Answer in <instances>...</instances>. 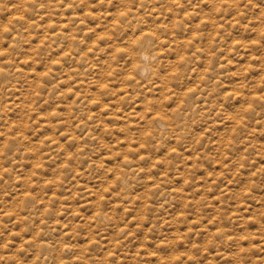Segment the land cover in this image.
I'll use <instances>...</instances> for the list:
<instances>
[{
    "label": "rangeland",
    "instance_id": "374dc122",
    "mask_svg": "<svg viewBox=\"0 0 264 264\" xmlns=\"http://www.w3.org/2000/svg\"><path fill=\"white\" fill-rule=\"evenodd\" d=\"M116 2L112 0L98 8L92 5L91 11L88 8L73 11L66 0H47V7L43 0H0V72H7L9 68L14 70L10 75H0V97L3 100V110L0 111V155L16 138H22L24 145L23 151L17 153L15 159L4 164V169L14 173L12 179L9 180L8 172L0 169V184L6 185L4 190H0V221L8 222L10 219V226H13L11 234L5 231L4 237L0 238L8 244V248L4 249L6 258L13 264H169V261L180 264L181 258L185 264H245L242 257L252 250L257 253L254 264H261L264 262V235L261 234L262 225L257 222L255 213L264 211V122L259 119L249 121L248 113L255 107L256 101L264 103V62L260 54L254 51L259 48L264 53V28H259V22L251 17L242 24L236 23L235 17L221 13L218 8L216 18L212 20L216 23V32L210 40L207 37L210 47L215 49L219 43V50L214 53L220 63L225 64L230 60L227 70L234 77L231 83L224 79V70L217 67L223 78V88L229 83L231 90H234L232 84L239 87V76L235 75L237 62L250 69L246 75L255 84L250 96L247 90L243 94L236 92L231 104L220 100L223 97H214L217 106L224 111L231 109L235 116L241 118L245 129L241 141L233 146L229 127H233L234 132L238 127L232 123L222 126L223 120L220 118L215 129L208 130L206 126L212 123V117L207 116L209 118L205 117L204 120L206 122L208 119L207 124L201 121L194 129L196 134L191 144L192 151L188 149L183 153L187 147L184 139L165 144L159 151L148 154L145 146L130 142L122 131L127 125L134 134L136 126L142 125L139 123L140 115L134 113L130 118L128 116V112L134 111L130 108L129 98L119 103L117 96L108 95L107 87L102 90L92 88L90 105L81 107L71 93L72 85H62L58 87L59 93L68 91L69 96H61L55 110L54 99L48 108L44 106V94L50 90H44V81L36 79L37 74L44 73L43 58L54 59L66 50L63 59L67 56L71 60L68 44L79 39L87 27L98 32L111 27L107 28L110 39L107 36L98 39L94 49V55L98 58L96 61L103 62V54L98 52L110 47L119 33L130 35V32L137 31L134 28L137 24L131 17L138 15L136 18L143 21L138 25L145 26L143 12L146 9L134 3L118 17L112 15L111 19L107 14L118 8ZM54 5L59 7L58 11L51 10ZM202 6L205 9L203 15L208 16L209 5L205 2ZM15 8L16 15L13 16ZM262 9L264 0H254V12H261ZM23 11L28 13L22 16ZM84 11L100 18H89L80 26L74 21L68 22L77 14L82 17ZM106 15L108 20L104 24ZM124 15L129 16V22L133 25L131 28L121 26L120 19ZM10 17L25 19L7 25L6 19ZM46 18L48 23L44 25ZM97 23L100 24L99 29L95 28ZM226 23L231 25L228 32L225 31ZM203 24V33L209 36L212 30H208L205 22ZM54 33H73L77 39L73 42L55 41ZM124 46L127 48V44L124 43ZM50 47L52 49L49 50ZM199 47L204 51L205 43ZM234 49L240 52L235 59ZM117 60L122 64V58L118 57ZM64 66L67 68L68 63ZM91 87H94L93 84ZM39 108L48 112L53 109L49 120L52 125L57 124L55 129L47 128L48 122L39 115ZM61 118H65L63 125L59 124L63 123ZM25 121L28 131L22 125ZM79 123L82 126H77ZM197 130L200 132L197 133ZM26 136L29 143H24ZM85 136L92 139L87 141ZM49 144L60 153L59 158L51 154L55 163L49 159ZM170 148L175 150L173 154L169 152ZM37 150L42 155H39V161L30 172L33 164L27 153H37ZM77 153L81 154L85 163L77 167L64 186L60 187L64 174L63 171L57 174V169L75 163L73 157ZM173 157L179 158L175 167ZM238 159L243 161L239 166L236 163ZM126 162L137 164L141 171L129 176ZM93 168L95 172H92ZM181 170L184 178L177 180V173ZM148 172H151L150 178L146 176ZM114 177L116 182L112 185L109 182ZM119 178H126L129 182L127 194L130 195L121 194ZM155 179H158L157 184L151 185ZM73 186L74 190H71ZM26 187L31 191H26ZM40 187L46 189L43 198L38 201L40 211L37 215V210L31 209L32 219L29 220L25 202ZM54 201L56 204H53ZM86 202L92 205L82 207ZM154 202L162 203L163 207ZM202 203L203 207L200 206ZM56 207L60 210L49 216L50 210ZM101 211L111 217L106 227L98 226L94 219ZM68 213L74 217L71 224L65 222ZM237 216H242L247 231L235 219ZM153 224L160 225L159 231H152ZM222 228L229 243L239 235L238 248L214 246ZM165 237H174L175 240L166 241ZM63 245H68L69 251L63 253Z\"/></svg>",
    "mask_w": 264,
    "mask_h": 264
},
{
    "label": "bare ground",
    "instance_id": "6f19581e",
    "mask_svg": "<svg viewBox=\"0 0 264 264\" xmlns=\"http://www.w3.org/2000/svg\"><path fill=\"white\" fill-rule=\"evenodd\" d=\"M116 1L117 2L115 4L118 5V8L115 9L114 12L107 14L108 16H111V19H112V15L114 17H118V14H120L121 12L125 11L126 8L131 7L133 5L127 3L121 5L120 0H116ZM148 7L151 9V12L147 16H144V18L146 19L145 26L140 27L138 24L135 25L134 28L137 31L136 32L134 31L133 33L130 32V35L119 33L117 37H115V39L113 40L110 47H105L103 48L102 51L98 52V54H103L104 57L103 62L96 61L98 60V58L96 57L97 55H94V49L96 47V41L98 39L105 38L106 36L108 39H110L111 35L110 33L108 34L107 31V28H111L110 26L108 27L106 26L107 28L101 29L99 32L96 29H91L87 27L86 31L80 35L79 39H77V35H74L73 33H69L67 35L54 33L53 38L55 41L58 39L65 40L66 42H73L75 39L77 40H75L73 43L68 44L67 47L68 54L72 55L70 61L68 60L67 56L65 59H63L66 50H63L61 52V55H59L58 57L54 59L52 58L53 60L52 59L47 60L46 59L47 57L43 58L42 67L44 73L37 74L36 79L40 81L41 80L44 81V90H50L44 94L43 97L44 106L48 108L52 99H54L55 100L54 102L56 103L57 101L59 102L61 100V96L64 98L69 96L68 91H60L59 93L58 87L62 85H72L73 91L71 93L75 98V102L77 103V105H80L81 107L90 105L89 103L91 99L90 90L92 88H97V90H102L107 87L106 91L108 95L111 97L117 96L116 99L117 102L123 103L127 98H129L128 101L131 100L130 108H132V110H134L135 112L134 111L128 112L129 118L131 115L136 113L140 115L139 118L141 119V122L139 123L142 125H144L146 121L148 122V124H151L153 120H157L161 118L165 122H167L170 128H172L175 133L173 136H171L170 143L185 139V143L187 144L186 145L187 147H185L186 150L183 151L184 154L188 152V149L191 150V144L193 143L196 134V133L194 134L195 127L199 126L201 121L204 122L206 118L212 117V119H210L212 123L208 125L211 126L210 127L206 126L207 129L209 128L211 130L215 129L217 119L219 118L223 120L222 126L232 123L233 125H236L238 128L242 126L244 127V123L242 122L241 118L235 116L232 113L231 109H227L226 111H224L222 107L217 106L218 104L217 100L214 98L215 93L213 91V87L216 83H220L221 79L223 78L219 75L215 80L211 79L212 76L216 75L215 73L211 72V68L216 65V58L218 56L217 54L214 53V50H212L214 49L213 46L212 47L209 46L208 44L209 42H207L208 40L207 37L210 40L211 36L216 32V28L214 29V27H216V23L210 20L209 17L206 15L203 14L197 15L196 13L190 15L189 13L185 12L183 14L185 24L183 26V30H181L180 28L173 27L174 25L179 23L180 21L179 15L173 12L171 8H163V5L160 3V0H153V2L149 4ZM58 8H59L58 6L54 5L51 10L57 9L58 11ZM15 12H16V8L15 11L12 13L13 16L16 15ZM24 13H28V12L23 11L22 16L24 15ZM43 14L45 17L46 14L44 12ZM107 15L104 16V20H103L104 24L108 20ZM80 16L81 15L77 14V16L73 17L72 19H68V22L74 21L77 26H80L81 23L85 22L87 19L91 18V20H93L94 19L93 17H97L98 15L89 11H84L83 16L82 17ZM137 16L138 15H136L135 17ZM11 17L6 19L7 25H12L15 23V21L20 19L18 17H16L18 19H11ZM196 21H198V23H195ZM203 22L206 23L205 26L208 25V30L213 31L209 33V36L208 33H206V36L204 38H202L201 36V33L204 30L201 28L204 27ZM47 23H48V18L45 19L44 25H46ZM95 28L99 29L100 24L97 23L95 25ZM161 30L168 33V35L164 37H160ZM147 35L153 36L154 39L156 37H160L158 44L155 45L156 56L158 59L155 62L154 66L152 64L145 65V71L143 76L134 75L135 73H137V69L140 67V61L137 59V53L132 51V47L138 41H140L144 36ZM75 43H81V45L75 46L73 45ZM124 43L127 44V48L124 46ZM204 43H205V50L203 51L199 47V45ZM181 47L183 49L182 51L180 50ZM48 49L50 50L52 49V47ZM144 50L146 52L150 51V46H145ZM191 54H195L197 56V59L195 66L192 67V70L187 76V78H182L179 81L174 79L172 80L168 79V77H172L176 75V69L173 67L171 71H169L168 70L169 66L173 65L176 62L182 63L184 58ZM118 57L122 58V64L118 62L119 61L117 60ZM228 61L229 62L225 64L230 66V60ZM66 63H68L67 68L66 66H64ZM59 67H63V68L59 69ZM215 67H218V65H216ZM218 72L220 73L219 70ZM232 79L234 80L233 75H231L230 78L226 79V81L228 82L230 81L231 83ZM109 81H111V83L107 86V83ZM230 83L227 84V87L224 86L223 88L225 89L224 92L225 95L232 94L233 90H231ZM92 84L94 87H91ZM232 88H234L233 84H232ZM37 89L39 90L38 87ZM134 92L137 94H135ZM122 94L125 95L124 98L119 97ZM192 96L195 97V102L189 99L188 103L191 105V108L188 112L182 113L183 120L177 123L176 120L178 118L176 117V114L178 112H181V110L185 108L186 98ZM220 100L224 101L223 98H220ZM27 101H29L28 98ZM154 102L163 104V107L160 111L154 112L149 107V105H152ZM57 106L58 105L56 103L55 107L53 108L57 110L58 108ZM42 108H39L40 110L39 115L44 119V121L48 122L47 128L49 130L55 129V126L57 124L52 125V122L49 120L50 116L54 113L53 109L51 110V112H48L46 110L42 111ZM139 110H142V112H139ZM63 119L61 118L63 123H59L60 125L64 124L65 118ZM206 122L204 123L207 124ZM22 125H24L23 126L24 129L27 130V121H25L24 124ZM137 125L139 126V124ZM77 126H82V123H79ZM136 128H140V127L136 126ZM226 129L227 128H225V130ZM229 129H231V131H230V136L229 135L228 136L233 138V135L235 134L236 131L234 132L233 127L232 128L229 127ZM200 130L202 131V129ZM200 130L199 131L197 130V133L200 132ZM222 130H224L223 127ZM209 133L210 132L208 131V134ZM88 137L89 136H85L84 137L85 140L88 141ZM27 138L28 137L26 136L23 139L25 140L24 143H29L27 142L28 141ZM220 140L221 139H219V141ZM245 141L247 140L245 139ZM140 145L141 144H139V146ZM245 145L246 144H244V146ZM146 151L148 154L151 153L148 149H146ZM169 152H172L171 154H173L175 150H173V148H170ZM23 154L24 153H22V155ZM27 155L31 157V162L33 165H31L30 172H32V168L35 166V163L39 161V154L34 152H28ZM197 155H201V154L197 153ZM131 165L132 167L130 169L128 168L129 176L136 175L141 171V168H138L137 164H131ZM177 174H178V176L176 177L177 180H179L180 178H184L183 170H181V172H178ZM150 175L151 172L146 173V176H148L149 178L151 177ZM121 179L122 178H119L118 181H121ZM157 180L156 179L153 180L151 185H156ZM115 182H116V177H114L109 183L113 185ZM127 195H130V193H128ZM162 200H158V201H162ZM154 203L157 206L163 207L162 203H156V202ZM91 205L92 203L89 204L88 202H86L85 204H83L82 207H89ZM199 233L200 232H198V234ZM41 247L42 249H44L43 245H41ZM62 247L63 248H61V250L63 253L69 251L68 245H63Z\"/></svg>",
    "mask_w": 264,
    "mask_h": 264
},
{
    "label": "clouds",
    "instance_id": "9594fccd",
    "mask_svg": "<svg viewBox=\"0 0 264 264\" xmlns=\"http://www.w3.org/2000/svg\"><path fill=\"white\" fill-rule=\"evenodd\" d=\"M68 5L73 11L76 10H83L84 8H88L91 11V6L96 5L97 8L103 4L110 3L112 0H66ZM153 0H120L121 5L127 3V4H137L140 8L146 9V11L143 13L144 16H147L151 9L148 7L149 4H151ZM207 3L209 5V9L207 12V15L210 20H214L216 18L217 9L219 8L221 13H228L229 15L235 17L236 23L242 24L244 21H246L248 18H253L254 20H257L259 22V28H264V9L261 10V12H254V0H160V3L163 5V8H171L173 12H175L180 17V21L178 24L174 25L175 28H180L183 30V26L185 24V20L183 18V14L185 12L189 13L190 15L193 13H196L197 15L204 14L205 9L202 6L204 3ZM44 6L47 7V0H43ZM162 8V10H163ZM243 13V14H241ZM87 18V17H86ZM99 15L97 19H99ZM195 18V17H193ZM129 16L124 15L121 16L120 23L121 26H128L131 28L133 25L129 22ZM132 20H135L136 24H141L143 21L141 19H138L136 17H131ZM122 30V28H121ZM143 30V29H141ZM231 30L230 23H226L225 31L228 32ZM120 31V30H118ZM168 33L164 31H160V37L167 36ZM202 38L206 36L205 33H201ZM156 37L155 39L151 35L144 36L140 41H138L133 47L132 51L137 53V59L140 61V67L137 69V73L134 75H140L143 76L145 71V65L146 64H152L154 66L155 62L157 61L156 56V47L155 45L158 44L159 38ZM227 39V37H225ZM19 44V41L16 42ZM145 46H150V51H145ZM219 43H217V46L215 49H212L214 51L219 50ZM183 50L182 47L180 49ZM225 50L227 51V47H225ZM235 56H233V59L236 58V56L240 55L239 49H234ZM256 53L260 54V59L262 62H264V53L261 52V49L257 48L254 50ZM197 56L195 54H191L189 56H186L182 63L176 62L173 65L169 66L168 70L171 71V69L174 67L176 69V75L172 77H168V79L177 80L179 81L182 78H187L189 73L192 70V67L196 64ZM216 64L220 69H223V76L225 79H228L231 77L232 73H230L228 69V65L224 63H220L219 57L216 58ZM14 70L12 68H9L7 72H0V75H10L12 74ZM250 69L244 65L243 63L237 62L236 65V73L235 75L239 76V87H234L233 93L231 95H225L221 83H216L213 87V91L215 95L220 98L223 97L224 101H227L229 104H231L232 99L235 97L236 92H240L243 94L245 90H247L248 95L250 96L252 93V90L255 89V84L252 82V80L249 78V76L246 75L247 72H249ZM211 72L215 73V76H212L211 79L215 80L220 73L217 70V67H212ZM107 93H105L106 95ZM192 100L195 102V97H189L185 100V108L181 110V112H178L176 114V117L178 118L176 120L177 123L183 120V112H188L191 108V105L188 103V101ZM239 103V101H237ZM149 107L155 112L160 111L163 107L162 103H153L152 105H149ZM3 110V100L2 97H0V111ZM259 114V115H258ZM127 118V117H126ZM259 119L261 122H264V103H261L260 101L255 102V107H253L249 113H248V120L253 121ZM83 132L84 130L81 129ZM122 131L125 133V136L129 138L130 142L135 141L143 146H145L150 152L159 151L160 149L164 148L165 144H168L171 142V136H173L175 133L172 128L168 125L167 122H165L162 118L153 120L151 124H148L146 121L144 125H142L140 128H137L135 130V133L133 134V131L128 128L127 125L124 126ZM146 133V135H145ZM111 133H109L110 135ZM245 134L244 127H240L236 130L235 134L233 135V141L235 144H238L243 135ZM92 137H88V140H91ZM183 139V137H182ZM87 143V141H86ZM23 141L22 138H16L9 142L8 148L3 152L2 155H0V169H3L5 172H8V178L9 180L12 179V176L14 173L9 172L8 169H4V164L9 161L13 160L16 157L17 153H20L23 151ZM49 150V159L53 160V163L56 162L55 159H53V156L51 154H55L56 158H59L60 153L56 151V149L52 148L49 144L48 146ZM95 149H93L94 151ZM37 153L39 155H42V153L37 150ZM87 154V153H86ZM251 155V154H249ZM89 158H91L89 156ZM75 163L70 165L67 168L64 169H57V174H59L61 171H63V178L61 181L60 187L64 186V182L68 180L69 176L75 171L77 167H79L81 164L85 163L83 159L81 158V154L77 153L74 154L73 157ZM173 167H175V164L179 162L178 157H173ZM243 161L237 160V166H239ZM40 164L42 166L43 160L40 161ZM125 167L131 168L132 165L129 162L125 163ZM96 169L93 168L92 172H95ZM2 179V177H0ZM39 183V182H38ZM120 189L122 190L121 194L125 195L127 194L128 190V182L126 178H122L121 181L118 182ZM8 188L11 187V185H7ZM6 188L5 184H0V190H4ZM26 191H31L30 188L25 189ZM71 190H74V186ZM46 191L43 187H40L37 192H35L32 196H30L26 202H25V208L29 211V220L32 219V211L31 209L35 208L36 214H39V208H38V201L43 198V194ZM167 198V197H166ZM235 198V194L234 197ZM244 199H247L246 197H242ZM69 200L72 199L71 196L68 197ZM239 203V201H237ZM53 204H56L54 201ZM203 207V203L200 205ZM59 207L53 208L48 213L49 216L55 215L57 211H59ZM64 211L67 212V209H64ZM257 216V222L262 225L261 234L264 235V211L255 213ZM94 219L96 220V223L100 227H106L108 220L111 219V217L105 215L103 211L99 212ZM230 219V218H229ZM236 220L240 221L242 225L245 226V231H247V225L246 222L243 220L242 216H237L235 218ZM74 220V217L71 216V213H68V215L65 217V222L71 224ZM86 222V220H85ZM11 221L9 219L8 222L0 221V238L4 237L5 231H8L11 234L12 227L10 226ZM27 227V225H26ZM47 227V225H46ZM83 227V226H82ZM160 225L159 224H153L152 231H159ZM91 226H88V230L90 231ZM174 241L175 238H169L165 237L166 241L169 240ZM187 239V237H185ZM229 248L232 246L239 247V235L236 236V239L229 243L228 236L225 232V230L222 228L221 231L217 234V237L215 239L214 246ZM8 248V244L3 240L0 239V264H13V262L6 258V254L4 252V249ZM175 250V249H173ZM219 250V248H218ZM11 251V249H10ZM57 252H59V249H56ZM15 254V253H14ZM257 255L256 252L249 250L244 254L242 257L245 264H254V257ZM223 259V257H221ZM169 264H175L173 261H169ZM180 264H185V261L183 258H181ZM261 264H264V262H261Z\"/></svg>",
    "mask_w": 264,
    "mask_h": 264
}]
</instances>
